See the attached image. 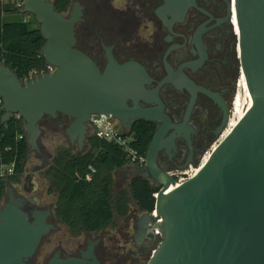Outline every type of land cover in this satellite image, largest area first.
I'll use <instances>...</instances> for the list:
<instances>
[{
    "label": "water",
    "instance_id": "water-1",
    "mask_svg": "<svg viewBox=\"0 0 264 264\" xmlns=\"http://www.w3.org/2000/svg\"><path fill=\"white\" fill-rule=\"evenodd\" d=\"M22 2V15H33L40 25L45 45L39 53L56 69L24 83L0 60V102L6 124L16 115L23 119V131L30 153L41 152L42 122L46 118L73 121L65 135L82 152L88 138L92 116L111 115L127 134L131 133L136 113L148 121V111L137 105L128 107L134 92L145 91L141 77L132 75L130 66L111 62L102 73L97 64L76 48L78 9L67 15L59 12L52 0H16ZM196 0H165L168 13L184 16ZM231 14L239 25L240 74L248 85L242 119L214 148L200 171L176 187V180L158 165L160 152L174 146L185 131L167 123L162 125L147 152V164L136 169V176L148 179L160 188L156 220L146 213L142 220L163 240L150 255L148 264H264V0H233ZM78 7V3L76 4ZM233 22V21H232ZM196 92L193 94V106ZM139 110V111H137ZM137 111V112H136ZM229 116L217 133L220 138L229 125ZM178 134L168 136L170 129ZM186 168H183L185 170ZM173 187L175 189L173 190ZM0 205V264H32L43 239L56 229L49 223L53 210H36L31 216L24 201L13 196ZM143 223V222H142ZM143 224V225H144ZM141 227V221L138 226ZM140 231L135 238L141 240ZM49 264H99L92 250L82 258H60Z\"/></svg>",
    "mask_w": 264,
    "mask_h": 264
},
{
    "label": "flooded vegetation",
    "instance_id": "flooded-vegetation-1",
    "mask_svg": "<svg viewBox=\"0 0 264 264\" xmlns=\"http://www.w3.org/2000/svg\"><path fill=\"white\" fill-rule=\"evenodd\" d=\"M164 5L165 0H72L70 12L76 8L81 14L75 27L76 48L88 55L102 73L113 62L129 65L131 74L142 79L145 91L134 92L127 104L130 109L137 105L148 111L151 120L139 113L134 119L130 116L129 136L140 125L153 128L154 137L168 122L177 127L185 124L186 129L174 146L160 152L158 157L162 170L176 173L196 166L206 148L218 139L225 115L231 119L240 67L234 54L237 32L234 19L232 22V0H196L184 16L168 13ZM195 92L196 100L191 107ZM60 119L61 116L46 118L42 122V136L62 135L74 148L65 135L73 120ZM174 133H179L176 128L170 129L168 136ZM44 152L38 153L39 167L26 170L16 182H6L2 206L9 202L11 187L13 196L24 201V210L31 217L36 210H53V204L47 202L49 195L44 182L38 176L48 163L49 156ZM131 219L132 215L125 220L128 230ZM140 221L142 225H137L135 231L143 235L141 240L119 228L112 237L109 234L113 229H109L98 235H84L85 244L83 247L74 244L75 251L68 252L56 245L52 259L58 253L62 259H80L83 253L92 250L99 264H138L133 248L146 256L158 243V237L152 236L148 225L141 218L137 220ZM48 222L56 225L53 214ZM56 231L57 228L43 239L40 249Z\"/></svg>",
    "mask_w": 264,
    "mask_h": 264
},
{
    "label": "trees",
    "instance_id": "trees-1",
    "mask_svg": "<svg viewBox=\"0 0 264 264\" xmlns=\"http://www.w3.org/2000/svg\"><path fill=\"white\" fill-rule=\"evenodd\" d=\"M56 9L67 15L72 0H52ZM8 16L17 17L12 20ZM45 45L40 25L33 15L20 13L18 1L0 0V60L24 81L33 72H44L48 64L39 53ZM4 105L0 102V167L14 166L13 175L0 181V205L6 193V182H16L24 174L30 156L23 119L14 117L2 123ZM153 128L137 126L131 134V146L140 156L147 157ZM126 151L94 134L88 135L82 152L70 144L54 150L44 173L49 182L47 194L56 196L53 215L56 223L66 226L71 237L105 233L117 229L119 221L131 214V201L142 212L155 209L154 194L160 188L144 177L135 176L126 189L114 190L116 173L130 164Z\"/></svg>",
    "mask_w": 264,
    "mask_h": 264
},
{
    "label": "rangeland",
    "instance_id": "rangeland-1",
    "mask_svg": "<svg viewBox=\"0 0 264 264\" xmlns=\"http://www.w3.org/2000/svg\"><path fill=\"white\" fill-rule=\"evenodd\" d=\"M27 16L30 17L29 14H27ZM7 18L14 20L17 17L8 16ZM235 41H236V49L234 51V54H235L236 60L239 63V55L237 52L238 38L236 36H235ZM238 65L240 67V63ZM240 75L241 74H239V77L237 80L233 102L235 101V99L239 93L241 94L243 102H246L245 93L242 91L241 87L239 86ZM235 118H236L235 114H234V112H232L231 119H235ZM90 134H92V132H90L89 135ZM219 139H221V137L216 139L209 147H207L206 151L210 150L214 145L219 143ZM63 144H69V143H68L66 137H64L62 135H57L55 133H52V134L48 135V137L41 136V139H40L41 151L42 152L45 151L44 153L49 156L48 163L46 164V166H44L39 171L40 173L38 174V176L40 178H42V180L44 182L45 190H47V188L49 186V182L45 178L44 173L47 170V168L49 167L51 158L54 154V150ZM73 147H74L73 148L74 150H76V151L78 150V147L76 145H74ZM40 164H41V159L39 158L38 153L33 151L30 153L28 162L26 164L25 171L30 170L31 168H34V167L37 168V167H39ZM193 167L195 169H198L197 166L193 165ZM135 170H136V168H135L134 164L130 163L116 173V175H115V183L116 184L114 186V190L116 192L120 189H126L128 187L131 179L136 176ZM55 201H56V196H49L47 202H50L54 205ZM130 206H131V214L130 215H132V219H131L132 222L130 223L131 229H129V230L127 229L125 221H121V222L119 221V223H117V225H118L119 229H124V230H126L125 232H129L130 236L133 238L136 236V233H137V231H135L136 227L138 225L137 220L140 218L142 219L146 213L142 212L139 209V207L137 206L135 201H131ZM56 228H57V231L54 232L51 236L52 240L50 239V237L47 238V240L45 241V243L41 247L39 253L35 257V262L33 264H48L56 252V249H57L56 245H58V247H60V248H63L64 250H67L68 252H70L71 250L75 251L74 244H80V245H82V247L85 244V238L83 236L79 237V238L71 237L66 226L59 224V223H56ZM96 235H98V234H96ZM109 235L112 237H115L116 229L114 228ZM74 239H76V240H74ZM162 240H163V238L161 240L159 239V241H162ZM156 248L157 247L155 246V249ZM133 249L135 252V259H139L138 264H148V262L150 260V255L148 254L146 256H141L139 253H137V250H138L137 247L136 248L134 247Z\"/></svg>",
    "mask_w": 264,
    "mask_h": 264
},
{
    "label": "built area",
    "instance_id": "built-area-1",
    "mask_svg": "<svg viewBox=\"0 0 264 264\" xmlns=\"http://www.w3.org/2000/svg\"><path fill=\"white\" fill-rule=\"evenodd\" d=\"M233 4H234V1L232 0V5ZM18 5L21 8L23 6V3L18 2ZM233 19H234V16L232 17V21ZM55 71L56 69L54 67L48 65L46 71L44 72L35 71L28 78H26L23 82L26 83L38 75L52 74ZM15 117L21 118L19 115H16ZM93 117H96L97 119H99V116H92L90 120L89 130L90 132H92V134H94L96 137H98L101 140H104V141L113 143L115 145H118L119 147H122L126 151L128 155V159L134 165H137L140 168H144L146 166L147 157L140 156L138 152L132 148L131 136H129L124 131V129L122 128V126L119 124V122L116 119H114L111 115H100V120L93 119ZM222 136H221V139H222ZM25 137H26V134H23L19 138L23 139ZM221 139H219V142H221ZM214 146L210 150H207L206 152H204L200 165L202 164V161L206 156L211 155L212 151L214 150ZM195 170L196 169L193 166H190L188 169L184 171H180L176 173L173 172L170 175L175 178L176 187H177L185 183L186 181L190 180L191 178H193L195 176L194 175ZM13 173H14V166H1L0 167V181L8 179V177L13 175ZM157 196H158V193L154 194L155 199L157 198ZM154 212H155V209L151 213L153 217L159 221V224L162 223V219L158 217V215ZM155 234L158 237V243L156 245V247H158L159 243L161 242L159 241V239L161 240L163 236L158 229L155 230Z\"/></svg>",
    "mask_w": 264,
    "mask_h": 264
},
{
    "label": "bare ground",
    "instance_id": "bare-ground-1",
    "mask_svg": "<svg viewBox=\"0 0 264 264\" xmlns=\"http://www.w3.org/2000/svg\"><path fill=\"white\" fill-rule=\"evenodd\" d=\"M234 24H235V28H236V32H237V37H239L240 35V31H239V25H238V21L236 18V13L234 11ZM238 55H239V47L237 49ZM239 86L241 87L242 91L245 93L246 96V102H247V94H248V85L246 82V78L245 75L243 73H241L240 75V81H239ZM240 94V93H239ZM236 97L235 101H234V109L233 112L235 114V119H230L229 125L227 130L224 132V135L222 136L221 141L232 131V129L238 124V122L242 119V114H243V110L246 106V102H243L241 94ZM244 99V98H243ZM245 101V100H244ZM219 143H217L214 148L218 145ZM209 155L206 156L203 161H202V165L208 160ZM201 165V166H202ZM200 166V167H201ZM200 167H198V169L195 170L194 175H196L199 171H200ZM175 189V187H173V190Z\"/></svg>",
    "mask_w": 264,
    "mask_h": 264
}]
</instances>
